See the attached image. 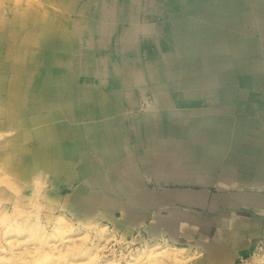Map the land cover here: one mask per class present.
<instances>
[{"label":"rangeland","instance_id":"374dc122","mask_svg":"<svg viewBox=\"0 0 264 264\" xmlns=\"http://www.w3.org/2000/svg\"><path fill=\"white\" fill-rule=\"evenodd\" d=\"M204 1L206 0H156L158 7L156 10L151 9L159 14L161 25L154 30L158 29L162 39L156 35L153 46L156 50L159 43L163 46L155 56L147 57V61L153 59L157 62L160 59L162 76L157 75L155 68L152 75L151 70L146 67L147 61H144L145 67L142 69L147 79L146 98L155 105L150 112L159 111L162 122L151 118V125L142 130V121L137 123L136 120L139 118L145 121L143 116L148 103L142 98L141 87H122L129 94L131 92V101L137 98L138 103H130L127 112L134 119L139 135L137 140L133 138L127 116L121 114V128L126 129L129 148L116 149L120 145L113 144L112 155L118 162L114 163L111 157V163H107L104 170L108 171V183L119 180L126 185L130 182L131 193L126 195L121 192L123 195H119L111 192V196L122 200L119 207L110 209L99 203L88 210L82 206L93 187L79 190L76 196L75 190L80 187V180L58 183L60 177L56 171H50L44 166L48 159L56 158L54 149L60 137V127L57 125L54 127L56 132L50 131V136H47V123L53 120V126L56 122L63 121L66 118L64 110L59 108V115L51 119L45 118L47 111L34 109L36 95L44 94L40 86L45 81L32 77L38 69L36 57L44 59L46 54L51 53L50 46L44 44L42 39L54 44L69 45L70 49L64 50L65 61L68 60L67 57H74V60L76 58L75 48L70 41L62 42L53 36L55 26L67 28L62 22L67 14L66 3L64 0H0V264H96L102 260L117 258H121V263L117 260L118 264H127L130 252L157 242L184 246L185 250L180 253L192 254L193 258L181 264H190L191 261L202 258L205 260L200 264H211L208 260L210 251L205 248L202 240H187L181 244L177 242L174 231L179 227L184 229L190 218L200 226L206 224L212 228L219 227L217 224L226 219L224 213L237 216L236 212L240 207L234 205L239 204L240 199L252 197L250 194L264 195V139L261 147L258 146L259 143L251 146L247 141L241 142V148L235 151L230 147L233 144L232 134L237 133L247 138L250 136L247 132L250 127L263 130L264 134V99L259 94L264 93V88H256L254 83L257 82L251 80V73L246 76L236 66L220 70L214 68V73H204L197 63L200 53L197 54L194 49L191 51V42L186 49L182 47L180 52H186L183 59L187 55V59L195 61L183 63L181 58L167 61L163 59L165 52L170 54L180 50L172 39L174 30L170 25L179 15V10L175 7L192 2V7L196 4L199 11H203L210 7L206 4L203 6ZM84 2L85 0H81L79 6ZM164 2H168L170 6L165 7ZM93 7L92 4L87 5L89 13H92ZM186 11L184 14L187 15L198 13L197 9L192 13ZM210 12L211 8L203 13ZM230 12L222 11L219 15L225 17ZM71 17L75 18L76 14H71ZM246 28L249 27L246 26L245 30ZM136 43L141 45L140 40ZM93 52L102 54L98 47ZM254 54L261 58L259 60H264L262 49L259 48ZM119 84L113 82L114 87ZM244 88L248 90L247 93ZM251 90L259 92L255 91L257 93L252 95L254 97H249L246 103L244 97ZM4 96L9 99L6 100ZM61 99L67 102L69 100L74 109L81 106L80 101L65 97ZM217 114L228 116L230 120L219 121L216 117L213 118ZM86 121L87 119L82 118L80 124ZM156 123L161 125L159 134L153 131ZM101 130L106 137L110 135L106 128ZM111 134L116 135L117 132L111 130ZM258 138L260 141L261 137ZM46 140L50 141L45 143ZM211 145L219 147L220 152H210ZM248 148H253L252 154ZM244 153L250 158L247 159ZM254 158L257 161L251 162ZM125 168L130 170L132 179L121 178V171ZM137 182L142 187L135 188ZM97 189L100 190L101 187L98 186ZM181 194L187 197H182ZM83 195L82 203L78 204V196ZM159 197L166 198L158 201ZM227 198H230V202ZM212 199L214 204H220L216 210H212L218 207H212ZM229 204L233 207L223 206ZM60 215L71 223V228L61 225L63 229L58 230ZM221 217L225 219H220ZM36 222L40 223L41 232L38 230L34 233L27 228L17 230L16 223ZM191 228L192 231L197 230L195 227ZM251 231L255 232L252 245L246 253L240 252L232 264H256L253 263L256 260L260 263L258 257L254 259L253 256L264 250V236L260 234V229ZM245 232L243 230V236L246 235ZM199 234L204 235L205 232L200 231ZM66 237H71L67 238L70 241ZM153 257L142 258L134 264L159 263L157 260L160 256L154 257L155 262Z\"/></svg>","mask_w":264,"mask_h":264},{"label":"bare ground","instance_id":"6f19581e","mask_svg":"<svg viewBox=\"0 0 264 264\" xmlns=\"http://www.w3.org/2000/svg\"><path fill=\"white\" fill-rule=\"evenodd\" d=\"M64 1L69 10L67 14L64 15L62 22H64L67 28L55 26L53 36H55L56 40H61L62 42L70 41L69 43L75 48L74 53L76 58L74 60V57H67L68 60L65 61L64 50L70 49L69 45L65 43L54 44L42 39L44 44L48 47L50 46L51 53L46 54L44 59H40L38 56L36 57L38 69L32 76L45 80L40 86L44 94L39 95V97L45 96V98L39 99L37 103H34V109H43L47 111V116L45 118L53 119L57 117L59 115V108H62L66 115L63 121L56 122L53 126H51L53 120L47 123V136H50V131L56 132L54 127L57 125V127H60L58 129L60 137L54 149L56 158H53L54 160L51 158L48 159V162L44 166L50 171H56L57 175L60 177L57 181L58 183L65 180L71 183L74 180H80L81 185L75 190L76 196L79 190L83 191L86 187H93V190L89 193L90 196L86 198L82 208L92 210L95 204L102 203L111 209L112 207H119L122 202L118 197L111 196V192L118 193L119 195H123L121 192H124L126 195L131 193L130 182L126 185H123L119 180L108 183V171L104 170L106 164L111 163L110 158L114 156L112 155L114 152L113 144L120 145L119 147H115L116 149L129 148L128 135L125 133L126 129L121 128V122L123 120L121 114L127 116L130 133L133 138L137 140V135H139L136 130L134 119L127 112V107L130 103H132V105L138 103L137 98L131 101V92L129 94V91H124L122 87L129 89V87L140 86L142 98L144 97L147 100V93H145L147 79L145 78L146 75L142 67H145L143 64L144 61L148 60L147 57L152 55L155 56L154 54H157L159 48L163 46V44L161 45V43H159V45H157V50L153 46V38L156 41V35L161 39L158 29L154 30V28H158L161 25V21L158 20L159 14H155L156 12L151 11V9L156 10V7H158L156 4L158 3L156 0H101V2L100 0H85V2L79 6L81 0ZM235 1L236 0H214L213 2H209L206 0L203 6L205 4L206 6H210L211 12L209 14L203 13L209 8L199 11L200 8L197 7L196 4L194 7L191 6L192 2H189V4L186 2L179 8L175 7L179 10V15L170 25L173 26L174 30L172 32L174 35L172 39H174L175 44L178 45L180 50L170 54L165 52L166 55H162L163 59L167 61V59L175 60L176 58H181L183 63L195 61L192 58L187 59L189 58L187 55L185 59H183L184 57L182 56L186 52H180L182 47L186 49L191 42V51L194 49L197 54L198 52L200 53L197 63L200 64V68H202L204 73H214V68L220 70L221 68L236 66L240 72H245L246 76L247 73H251V80L257 82L254 83L256 88L263 89L264 60H259L261 58H257L254 52L259 48L264 52V1L252 0L254 2H249L247 0L242 2V0H237L238 3H235ZM88 4L94 6L92 13L88 12L90 11V9L87 8ZM163 4L165 7H168V5L170 6L168 2H164ZM69 5L71 8H69ZM195 9L198 10L197 14L192 13ZM213 9H216V11ZM219 9H221V11ZM184 11L192 14H184ZM222 11L231 12L224 17L223 15H219ZM79 12L80 15L78 16ZM175 12L176 10H174V13ZM73 13L76 14L75 18L71 17ZM70 17L72 18L71 20ZM164 23L165 22L162 24L164 25ZM246 26L249 28L245 30ZM138 40H140L141 45L136 43ZM80 47H82V51H80ZM96 47L102 51V54L98 55L93 52ZM146 64V67L150 70L154 67H158V69L156 68V73L158 76H162L160 73L162 61L157 60L156 62L152 59V61H147ZM151 74L153 75V72H151ZM114 81L118 84L120 83L118 87L113 86ZM157 81L159 82V79H157ZM246 91L248 90L244 88V92ZM255 91L259 92L258 90ZM255 91L251 90V95L249 93L246 94L244 101L246 102L249 100V97H254L252 95L257 93ZM46 93L48 94L46 95ZM259 94L262 97L259 96V98L264 99V93ZM36 97H38V95H36ZM61 97L80 101L81 106L79 109H74L69 100L68 102L64 101ZM147 103L148 109L146 108L147 110L144 114L146 124L148 121L146 119L149 118H154L156 121L162 122L159 111L157 113L150 112L152 111L151 109L155 108L153 102L147 100ZM214 117L219 121L230 120V117L221 114H217L213 116V118ZM82 118L87 119V121L80 124ZM100 118L102 119L100 120ZM141 121L142 120L139 118L136 120L137 123ZM103 127L110 133L107 137L101 130ZM111 130H114V132L116 131L117 134L112 135ZM247 132L250 136L248 135L247 138L244 136L245 139L240 136V134H232L231 140L233 144H230V147L233 148L232 151L240 149V144L243 141L250 142L251 146H254V144L258 145V143L260 147L263 145V130L250 127ZM51 136L55 138L53 134ZM258 136L261 137L260 141ZM111 147L113 149H111ZM210 147V152L217 154L220 152L219 147ZM253 148H248V150L252 151L251 154L254 151ZM243 155L247 159L250 158L248 157L249 155L245 153ZM250 156L252 157V155ZM250 161L256 162L257 159L254 158ZM113 162L116 163L118 160L113 157ZM262 166L264 168V162ZM129 171L128 168L123 169L121 171V178L132 179V175ZM60 173L61 175H59ZM63 174L66 176L63 177ZM199 177H202L201 174ZM115 185L117 186L115 187ZM141 185L142 184L137 182L135 188L142 187ZM98 186L101 187L100 190L97 189ZM110 189L112 190L109 191ZM250 195L252 197H247L248 199L246 198L245 202L250 201V206L257 207V210L259 211L260 209V213L263 214L264 195L259 193ZM181 196L187 197L183 194H181ZM82 198H84V195L82 197L78 196V204L80 202L82 203ZM227 200L230 202V198H227ZM213 205L219 206L220 204L218 202L214 204V200L212 199V207H214ZM261 208H263V210ZM130 217H132L131 213ZM58 220V224L60 223L58 227L59 231V228L63 229L61 225L67 227L71 226V223L63 215H60ZM16 225L18 228L17 230L27 228L34 233L35 231L41 230L39 222L28 224L16 223ZM199 228L201 230L212 229L211 226L206 224L202 226L199 225ZM180 229L183 228L179 227L174 231L176 235H178L177 230L180 231ZM186 229L187 226L184 227L185 231ZM62 232L64 233V230ZM209 234L210 233L205 234L203 239ZM197 236V234L191 236L187 233L184 235L186 241L189 240L191 242L195 241L192 237ZM222 236L224 238L220 241L225 242V238L227 237L226 235ZM199 237L202 238L201 236ZM219 237L220 236H218L217 239H219ZM67 238L71 237H66V240H69ZM72 239V243H74V238ZM235 239L232 241L235 246L232 245L231 250L236 249L241 243L239 236H235ZM183 250H185L184 246H178L170 242H165L164 244L158 242L152 243L146 245L144 248L130 252V259L127 261V264H134L137 260L142 258L149 259L153 256H160L157 260L159 263L163 262L167 264V262H170V264H181L193 258L192 254H181L180 252ZM88 252H90V250ZM92 252L93 251H91L90 256L93 255ZM227 252L219 256L222 258ZM94 254L96 255L97 253ZM95 255L93 256L94 260L96 258ZM256 256L260 260L259 264H264V250L258 255L254 254L253 258L255 259ZM154 257L153 261L155 262ZM112 263L118 264L116 259H106L96 264Z\"/></svg>","mask_w":264,"mask_h":264},{"label":"crops","instance_id":"0c3cea01","mask_svg":"<svg viewBox=\"0 0 264 264\" xmlns=\"http://www.w3.org/2000/svg\"><path fill=\"white\" fill-rule=\"evenodd\" d=\"M80 2H79V4H80ZM69 8H71V7H69ZM65 9L67 11L69 10L67 8H65ZM159 61H160V59H159ZM154 68L156 69L158 67H154ZM152 70H151V72H153ZM156 72H157V70H156ZM160 73H161V70H160ZM1 78H2V76H1ZM47 94L48 93H46V95ZM4 98L6 100H7V98L9 99L8 96H4ZM42 98L44 99L45 96L44 97H42V96L41 97H39V96L36 97V102L35 103H37L38 100L42 99ZM146 120H148L147 124H146V121H143V120H142V124L140 123L141 124L140 127H141L142 130L143 129H148V126L151 125L150 124L151 123V119L149 118V119H146ZM153 127H154L153 131L158 132L157 134H159L160 131H161V126H158L157 123H156V124L153 125ZM142 136H143V134H142ZM46 142H49V141L46 140L45 143ZM245 194H248V193H245ZM217 195H219V194H217ZM152 196H154V194H152ZM165 198L166 197H164V198L159 197L158 201L161 200V199H165ZM246 198H244V199L242 198V199L239 200L241 204L238 202L239 204L234 205V206L240 207L239 209H237L238 210L236 212L237 216L233 217V215L229 214V213H224L223 214V216L225 215L226 219H225V217H221V218H223L225 220H222L221 222H219L217 224V225H219V227H216V228L213 227L212 229H209V230H201L199 228V224H197L195 222H192V220H191L192 218H190L187 221V223H186L187 225H185V227L187 226L186 231L184 229H180L182 232L177 230L178 235H176L174 233V236H175L177 242H180L181 244L185 243L184 242V241H186V238L184 237L185 233L190 234L191 236H193V234H197L198 235L197 237H192V238H194V239H198L199 238L200 240H202L203 238H200L199 236L203 237L205 234L210 233L209 235L205 236V238L203 239V242H202V243H204L205 248L210 251V254H208L209 262H211V264H232V263H234V260L237 257V255H239L240 252L241 253H246L247 250L249 249V247L252 245V240H253V238L255 236V232H253L251 230L260 229L261 230L260 234L264 236V213L261 214L260 213V209L258 211L257 207L250 206V203H249L250 201L245 202ZM223 206L233 207L232 205L230 206V204L229 205H223ZM242 206L243 207H248V209L243 208ZM219 207H220V205L217 208L212 209V210H216ZM261 209L263 210V208H261ZM206 216H208V215H206ZM208 217H210V216H208ZM237 218H239V219H237ZM224 221H226L225 224H220V223H222ZM242 225H244V226H242ZM191 227H193V228L195 227L197 230L192 231ZM199 229H200V231H204L205 234L204 235L203 234H199V232H200ZM243 230H246V232H245L246 235H244V236L242 234ZM219 231H220V233H219ZM222 235H226V237H227V238H225L226 239L225 242H221L220 241L222 238H224ZM218 236H220L219 239H217ZM235 236H237V237L239 236L240 237V242L241 243L236 247V249L231 250V246L232 245L235 246V244L232 242L233 239H235ZM216 246H217V248H216ZM225 252H227V253L224 254V256L221 258L219 255H221V254H223ZM217 253H218V255H217ZM224 257H228V258H224ZM203 260H205V259L202 258V259H199V260H197L195 262L191 261L190 264H200L201 262H203Z\"/></svg>","mask_w":264,"mask_h":264},{"label":"built area","instance_id":"2783aa9c","mask_svg":"<svg viewBox=\"0 0 264 264\" xmlns=\"http://www.w3.org/2000/svg\"><path fill=\"white\" fill-rule=\"evenodd\" d=\"M118 262L121 263V258H117ZM253 263H256V264H259L257 261L256 262H253ZM249 264V262H248Z\"/></svg>","mask_w":264,"mask_h":264}]
</instances>
